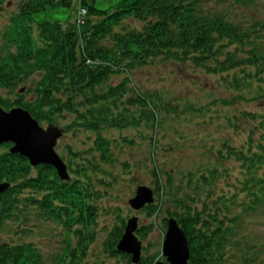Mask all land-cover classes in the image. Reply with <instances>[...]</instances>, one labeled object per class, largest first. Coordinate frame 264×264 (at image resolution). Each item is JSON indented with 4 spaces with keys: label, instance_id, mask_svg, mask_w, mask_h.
Here are the masks:
<instances>
[{
    "label": "trees",
    "instance_id": "trees-1",
    "mask_svg": "<svg viewBox=\"0 0 264 264\" xmlns=\"http://www.w3.org/2000/svg\"><path fill=\"white\" fill-rule=\"evenodd\" d=\"M206 1L117 0L102 10L96 0H79L80 7L87 9L83 24L63 25L36 23L33 16L71 8L74 0H19L0 38V108H23L40 125H57L70 116V123L64 125L67 132L76 130L95 138L83 154L66 146L72 156L67 163L69 182L60 180L51 166L33 168L26 158L11 154L12 144L0 147V183L11 184L0 195V264H80L88 256L98 221L92 202L95 187H111L117 167L125 175L132 174L130 164L118 158L123 150L117 153L118 143L109 131L138 129L140 122L132 110L150 121L152 130L159 125L156 101L160 97L133 86L130 75L136 69L164 61L191 65L217 77L236 95L221 100L224 106L246 101L244 93H253L251 101L264 102V21L253 13L238 16L222 9L250 6L257 0H218L214 11L205 7ZM120 76L124 77L121 83L114 85V78ZM256 112L226 118L237 136L241 121L251 123L240 147L222 141L213 155L214 165L182 175L178 186L169 173L163 177L153 159L157 202L143 211L154 222L138 230L142 241L163 216V238L168 218L184 232L188 264H254L252 253L242 248L239 262L231 261L230 253L241 247L239 232L248 231L245 217L264 213V109ZM156 143L151 139L152 158ZM128 144L133 146L135 140ZM237 185L241 191L231 195ZM239 197L247 199L241 215L234 210ZM36 216L61 227L68 239L76 237V247L66 240L60 259L48 263L34 243L1 238L8 227L31 234L27 227ZM124 229L125 221L114 228L105 245L111 257L131 264L127 255L116 250ZM144 251L139 264L163 259L161 251L151 253L147 247Z\"/></svg>",
    "mask_w": 264,
    "mask_h": 264
},
{
    "label": "rangeland",
    "instance_id": "rangeland-1",
    "mask_svg": "<svg viewBox=\"0 0 264 264\" xmlns=\"http://www.w3.org/2000/svg\"><path fill=\"white\" fill-rule=\"evenodd\" d=\"M207 1L204 4L205 7L212 9V11L217 9L215 5L218 0ZM116 2L117 0H96V6L104 10L113 6ZM18 3L19 0H6L4 4H0V38L10 16L16 11ZM235 7L234 9L229 5L227 7L223 6L222 9L228 11L231 15L238 14V16L245 13L248 16L249 13H253L254 16L264 21V0H257L246 7ZM79 8V0H74L71 8L40 12L35 14L33 19L36 23L58 21L66 25L75 22ZM130 77L133 86L141 93L160 97V100L156 101L159 108L156 120H158L159 125L155 124L156 127L152 130L150 127L151 122L147 120L148 125H146L141 113L132 110L134 117L142 126L136 130L130 128L124 132L119 130L109 131L118 143V148L115 149L117 153L119 154L123 150L118 158L122 162L126 161L130 164L132 174L125 175L122 172L123 170L117 167L116 171L114 170L116 182L113 185L111 184V187L101 186L100 184L95 187L92 202L98 209L96 239L88 250V256L80 264H129L126 260L122 262L121 258L111 257V254L107 253L109 247L105 243L116 226L121 227L123 221L126 224L127 220L133 216L138 217L140 229L150 226L154 222L152 219L147 218L145 213L132 210L129 205V200L135 196L138 186L155 189L154 179L151 175V169L154 165L153 159L161 170L163 177L169 173L172 175L173 183L178 186L182 175L200 167L214 165L213 155L221 147L222 141L229 140V143H237V147H240V142L249 134L251 123L246 125L244 121H241L239 123L241 134L237 136L230 129L226 118L234 115L240 116L241 112L253 113L260 112L261 108L264 109V102L251 101L253 93H244L246 101L242 100L233 106H224L223 102H220L221 100L224 99L226 102L236 95L226 89L224 84L221 85L217 77L208 76L191 65H182L173 61L154 62L136 69ZM123 78L122 76L114 78V85L120 84ZM70 121L71 117L67 116L66 119H61L57 125L64 126ZM41 126L46 127L47 125L42 124ZM244 131L246 135H244ZM103 132V135L108 136V131ZM94 138L95 135L86 134L85 132L69 131L64 134L57 146L58 154L68 163L72 156L70 153L68 154L65 149L66 146L70 145L73 148V153L83 154L91 147ZM123 139H134L135 144L127 146ZM151 139L157 140L155 158L150 155V150L152 151ZM232 168L239 170L237 164H233ZM231 171L233 170L231 169ZM231 174L235 175L236 173L231 172ZM222 188H225L226 191L228 187ZM240 188V185L235 186L231 189L230 194L234 195L235 193L238 195L241 191ZM154 200L157 202L155 194ZM245 201L247 199L243 200L239 197L235 203L234 210L240 215ZM162 218L163 216L157 219L155 230L147 240H141L143 247H147L151 253L162 251L164 240L162 237L164 226ZM245 218L247 219L246 228L248 231L239 232L241 247L236 246L232 250V253H230L231 261L235 263L241 261L240 255L242 253H240V249L242 248L244 252L252 253L250 256L254 259V264H264V213L255 218ZM33 220L27 227L31 230V234L16 232L14 228L8 227L1 238L7 241L34 243L41 249L48 263L60 259L64 253L66 240L71 241L72 248L78 244L76 237L72 236L68 239L63 229L54 222L38 220L37 216ZM142 252L143 256H146V251ZM159 261H163V259H159Z\"/></svg>",
    "mask_w": 264,
    "mask_h": 264
},
{
    "label": "water",
    "instance_id": "water-1",
    "mask_svg": "<svg viewBox=\"0 0 264 264\" xmlns=\"http://www.w3.org/2000/svg\"><path fill=\"white\" fill-rule=\"evenodd\" d=\"M23 92L24 90L21 91ZM63 133L61 128L54 125H49L47 128L41 127L38 121L23 108H15L11 111L0 108V146L7 143L13 144L10 153L25 157L32 167L40 165L53 167L59 178L67 182L70 181L67 165L56 152L58 140ZM10 187V183H0V194ZM153 203L154 193L152 189L145 186L138 187L135 197L129 200L131 208L135 211H140ZM137 229L138 218H130L117 246L120 253L132 257L133 264H138L142 255V243L135 234ZM163 254L169 264H188L190 260L186 236L178 222L172 218L168 221Z\"/></svg>",
    "mask_w": 264,
    "mask_h": 264
},
{
    "label": "flooded vegetation",
    "instance_id": "flooded-vegetation-1",
    "mask_svg": "<svg viewBox=\"0 0 264 264\" xmlns=\"http://www.w3.org/2000/svg\"><path fill=\"white\" fill-rule=\"evenodd\" d=\"M56 150H57V148H56ZM144 213V212H143ZM164 262V261H163Z\"/></svg>",
    "mask_w": 264,
    "mask_h": 264
}]
</instances>
